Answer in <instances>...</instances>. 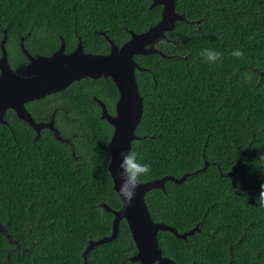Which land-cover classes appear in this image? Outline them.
I'll use <instances>...</instances> for the list:
<instances>
[{
  "label": "trees",
  "instance_id": "16d2710c",
  "mask_svg": "<svg viewBox=\"0 0 264 264\" xmlns=\"http://www.w3.org/2000/svg\"><path fill=\"white\" fill-rule=\"evenodd\" d=\"M150 4L0 0V16L33 18L25 28L31 35L43 28L74 41L76 31L86 52L105 54L108 44L95 31L121 46L130 31L145 32L159 21L161 7ZM175 10L185 21L157 43L164 56L134 58L144 71H135L142 114L131 150L152 169L141 182L188 175L146 195L152 219L180 234L198 230L186 240L159 232V247L177 264H264V208L257 202L264 184V0H175ZM206 48L222 53V62L206 63L199 55ZM235 49L244 59L230 55ZM52 96L87 106L85 120L83 111L73 112L82 130L61 136L70 139L75 158L51 135L34 140L18 132L10 110L9 127L0 124V225L8 236L0 233V264H83L87 244L111 233L113 215L101 204L121 206L107 168L112 128L92 101L112 106L114 83L87 78ZM135 253L122 221L116 239L86 258L87 264H138L129 261Z\"/></svg>",
  "mask_w": 264,
  "mask_h": 264
},
{
  "label": "water",
  "instance_id": "95a60500",
  "mask_svg": "<svg viewBox=\"0 0 264 264\" xmlns=\"http://www.w3.org/2000/svg\"><path fill=\"white\" fill-rule=\"evenodd\" d=\"M156 6L161 7L160 19L157 23L142 33L130 31L129 40L121 46L110 41L109 52L105 55L84 52L80 42L73 52L66 54L65 43L62 40L59 48L50 56L39 55L32 58L27 55L29 64L18 72H12L9 69L4 56L5 64L0 65V123H3L5 111L10 109L15 112L17 118L24 120L39 132L41 126L35 124L26 111L24 106L26 103L65 90L74 82L82 79H111L118 91L115 114L109 115L104 105L101 104V119L112 127V134L107 143L109 150L107 168L113 190L117 195L121 184L118 175L119 164L122 162L120 153L130 151L133 141L140 139L135 130L142 114V99L139 95L135 71H144V69L138 65L134 58L152 54L164 56L157 49V43L167 40V33L175 28L177 22L185 21V18L175 10V0H151L150 8ZM54 133L57 140L67 141L62 139L56 130ZM207 166L208 163L205 162L201 170H205ZM187 177L188 175H183L180 178L164 176L160 179L141 182L131 205L126 204L117 195L121 202L118 210H112L106 204H101L106 212L113 215L111 233L109 236L90 241L87 244L82 253L84 264L87 263L86 257L91 250L116 239L122 221L126 223L136 249V253L129 258L130 262L177 264L172 259L162 256L158 233L170 232L176 238L186 240L198 230V226L180 234L171 226L155 222L149 213L145 197L153 190L164 191L167 181L181 184ZM0 233L6 235V230L1 225Z\"/></svg>",
  "mask_w": 264,
  "mask_h": 264
},
{
  "label": "flooded vegetation",
  "instance_id": "af4514ba",
  "mask_svg": "<svg viewBox=\"0 0 264 264\" xmlns=\"http://www.w3.org/2000/svg\"><path fill=\"white\" fill-rule=\"evenodd\" d=\"M32 19L33 18L25 17V16H16V17L0 16V65L5 64V61L3 59L5 56L6 64L8 65L9 69L12 72H18L20 69L24 68L26 65L29 64L28 56L32 58H35L36 56L39 55L50 56L59 48L62 40L65 43L66 54L73 52L76 46L79 44V42L82 44L84 52H86L84 48V42L78 36L76 31H74L73 33V36L75 37L74 41L72 40L66 41L57 32L52 30L44 32L43 28L39 33L40 35L37 34L31 35V29H29L26 32L25 31L26 21ZM45 30H49V29L45 28ZM95 33L105 38L108 44V51H107L108 53L110 49V41L112 40L109 39V37L105 34L104 31H95ZM43 47L49 49V52L46 54L39 53V50ZM0 74H1V69H0ZM70 86L67 87L65 90L45 96L38 100L30 101L24 105L26 111L29 113L34 123L41 126V128H39V132L24 120L17 118L13 110L8 109L12 111L15 114V118L19 120L20 128L18 127L19 130L18 132L24 134L30 133L34 136V140L42 135H51L54 137V139H56L54 130H56L57 134L60 137L63 135L65 136L77 135L82 129L80 130L78 129L77 127L78 122H76L77 116L74 115L73 112L77 111L78 113H80V111H83V120H85L86 113L88 112V109L86 108L87 106L80 104L74 106V103L69 101L67 96H52L67 91L70 88ZM117 99L118 96L113 102V105L110 106L105 101L98 99L96 97H92V101H94L96 106L99 108L100 120H103L101 119V114H102L101 104L104 105L107 113L113 116L115 114V104ZM49 101L52 102L49 103ZM8 110L5 111V114ZM5 114L3 116V123L0 124L9 127V124L4 118ZM78 118H80V115H78ZM50 124L51 127H49ZM62 139L67 140L66 142H62V143H66L71 147L72 156L74 157L73 155L74 150L70 139L68 138H62ZM83 264H84V260H83Z\"/></svg>",
  "mask_w": 264,
  "mask_h": 264
},
{
  "label": "clouds",
  "instance_id": "9594fccd",
  "mask_svg": "<svg viewBox=\"0 0 264 264\" xmlns=\"http://www.w3.org/2000/svg\"><path fill=\"white\" fill-rule=\"evenodd\" d=\"M199 55L208 64H216L222 62V53L211 48L202 49ZM230 55L236 59H244V52L240 49L232 50ZM121 163L119 164L120 171L118 175L121 179L119 192L117 195L128 205H131L136 196V190L141 183V178L148 176L152 169L150 165L141 164L138 161L137 153L133 150L127 153L121 152ZM257 202L259 207L264 208V184H261L258 193Z\"/></svg>",
  "mask_w": 264,
  "mask_h": 264
}]
</instances>
